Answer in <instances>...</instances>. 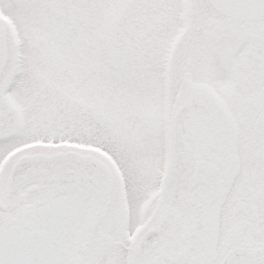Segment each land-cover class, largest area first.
Masks as SVG:
<instances>
[{"label": "snow or ice", "instance_id": "obj_1", "mask_svg": "<svg viewBox=\"0 0 264 264\" xmlns=\"http://www.w3.org/2000/svg\"><path fill=\"white\" fill-rule=\"evenodd\" d=\"M0 264H264V0H0Z\"/></svg>", "mask_w": 264, "mask_h": 264}]
</instances>
